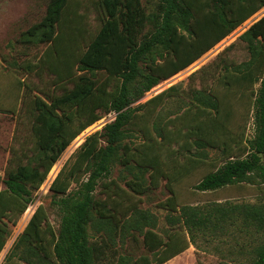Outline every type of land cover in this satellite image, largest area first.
Returning a JSON list of instances; mask_svg holds the SVG:
<instances>
[{
	"label": "trees",
	"instance_id": "obj_1",
	"mask_svg": "<svg viewBox=\"0 0 264 264\" xmlns=\"http://www.w3.org/2000/svg\"><path fill=\"white\" fill-rule=\"evenodd\" d=\"M96 3L100 25L93 34L82 24L84 15L71 10L70 0H49L43 18L22 34L24 41L47 43L37 71L51 74L61 92L42 90L44 96L35 95L28 104L29 132L12 149L0 185V252L10 224L33 203L70 142L102 114L115 116L85 137L51 182V203L60 215L57 230L39 205L5 264H164L190 244L206 250L212 242L229 262L264 264V194L255 203L191 205L179 204L174 190L181 176L209 161L212 149L222 163L194 189L264 184V14L239 36L247 60L227 58L229 45L195 72L251 102L252 139L231 129L230 101L203 83L187 89L174 84L133 106L263 8L264 0H156L149 13L141 0ZM172 98L179 111L166 117L163 110ZM178 156L183 162L175 164ZM114 162L133 173L126 185L137 195L166 179L169 196L160 202L166 227L159 229L157 217L137 202L96 198L95 188ZM81 172L87 178L70 190Z\"/></svg>",
	"mask_w": 264,
	"mask_h": 264
},
{
	"label": "rangeland",
	"instance_id": "obj_2",
	"mask_svg": "<svg viewBox=\"0 0 264 264\" xmlns=\"http://www.w3.org/2000/svg\"><path fill=\"white\" fill-rule=\"evenodd\" d=\"M49 0H0V185L4 177V171L7 162L11 156L12 149L19 147L25 136L29 132L30 118L28 114V104L33 96H44L42 90L59 94L60 89L52 84V75L46 70L37 71L38 60L45 50L47 43L32 40L24 41L23 32L30 26L38 23L46 12ZM156 0H141L142 5L149 13L152 11ZM71 10L83 14L82 24L89 33H94L99 25V10L96 0H70ZM264 14V7L253 16L243 22L233 30L224 39L219 41L210 50L204 53L194 63L174 74L170 78L163 80L154 86L150 91L133 106L143 103L154 95L167 89L171 85L179 84L181 89L189 87H200L201 84L212 86L214 91L220 95H225L230 101L233 110L231 129L244 133V139L254 137V125L252 119V109L250 101L245 97L230 94L213 81L211 77L202 81L200 74L195 73L198 70L213 62L218 54L224 51L229 45L231 49L227 50V58L235 62H242L248 59V52L243 41L239 36L256 20ZM195 73V75H191ZM215 79V78H214ZM23 81L24 87L18 85ZM72 85H67L70 88ZM178 102L172 98L167 101L163 113L166 117L173 116L178 110ZM11 110H15L13 113ZM114 113L102 114V117L81 132L59 157L58 161L51 168L45 181L34 193V201L26 211L21 214L17 222L10 224V236L0 252V264H5V256L12 247L18 235L23 231L28 217L34 210L41 205L47 213L48 222L57 230L60 215L56 205L51 203L53 198L49 186L63 165L69 162L73 152L83 142L85 137L94 131L101 130L102 127L114 119ZM209 161L195 169L189 174L181 176L180 180L174 184V190L179 204H204L217 201H235L255 203L260 196L264 194V184L256 183H236L224 186L214 191H198L194 185L207 173L215 170L221 163L219 151L216 149L208 150ZM264 162V154L262 155ZM182 156L176 157V163H182ZM133 170V169H131ZM148 174V173H146ZM145 177L148 178V175ZM87 173L81 172L76 179L72 181L70 190L77 188L79 182L87 178ZM134 177L130 170L125 169L119 162H114L109 175L100 180L95 188L94 194L98 199H105L108 196H117L122 205L137 202L143 209L151 211L158 219V228L166 227L164 217L166 211L160 207V202L169 196L166 188V179L160 178L158 187L147 191L144 194L137 195L131 192L126 185V181ZM201 246L205 245L200 241ZM217 242H212L206 250L197 248L190 244L182 253L176 255L164 264H221L227 261V264H243L241 261L229 262V259H222V254L214 249ZM223 249L227 245L219 244ZM13 264H22L18 261H12Z\"/></svg>",
	"mask_w": 264,
	"mask_h": 264
},
{
	"label": "crops",
	"instance_id": "obj_3",
	"mask_svg": "<svg viewBox=\"0 0 264 264\" xmlns=\"http://www.w3.org/2000/svg\"><path fill=\"white\" fill-rule=\"evenodd\" d=\"M31 215H32V214H31ZM31 215L28 217V219H27V221H26L25 225L27 224V222H28L29 218L31 217ZM24 227H25V226H24Z\"/></svg>",
	"mask_w": 264,
	"mask_h": 264
}]
</instances>
